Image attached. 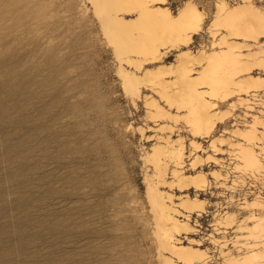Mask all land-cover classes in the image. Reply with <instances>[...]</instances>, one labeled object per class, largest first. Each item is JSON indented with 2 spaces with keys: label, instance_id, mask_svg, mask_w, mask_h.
<instances>
[{
  "label": "rangeland",
  "instance_id": "1",
  "mask_svg": "<svg viewBox=\"0 0 264 264\" xmlns=\"http://www.w3.org/2000/svg\"><path fill=\"white\" fill-rule=\"evenodd\" d=\"M140 2L0 0V264H165L148 189L154 162L167 154L159 136L177 141L186 176L206 178L200 190L160 188L175 201L186 194L203 203L189 215L178 209L191 232L175 238L205 254L195 264H238L233 259L245 253L264 264V232L250 236L264 222V34L253 42L228 37L259 59L212 69L241 87L212 101L215 125L198 135L185 112L190 100L174 80L165 97L143 89L141 74L124 82L122 73L132 77L133 68L122 59L148 41L165 43L160 70L183 50L170 47L171 26L137 16ZM245 2L264 15V0H166L160 7L175 16L192 5L203 14L188 48L194 55L217 50L225 35L216 6ZM254 125L259 140L250 143ZM240 145L263 170L244 166ZM167 169L169 178L174 167Z\"/></svg>",
  "mask_w": 264,
  "mask_h": 264
},
{
  "label": "bare ground",
  "instance_id": "2",
  "mask_svg": "<svg viewBox=\"0 0 264 264\" xmlns=\"http://www.w3.org/2000/svg\"><path fill=\"white\" fill-rule=\"evenodd\" d=\"M165 1L166 0H146V2L144 3L140 2L141 9L140 13H137V16L141 17L142 14L147 13L148 15H152L153 20L159 25L171 26L173 30L169 35V40H171L170 47L175 49L183 48L181 54L176 57L177 61L175 64L171 63L173 64L172 66L169 64L170 68L168 70L164 71L162 69H157L156 65L158 64L159 68L162 67L166 64L165 59L168 58L166 52H164L165 43L158 42L157 40L148 41L147 43L143 44L142 49L137 50L133 54L128 55L122 59V61H124L129 66H132L133 68V71H131L133 76L131 77L128 74L122 73V75L125 76L123 79L124 82L130 79L136 82L138 80L137 78H135L136 75L141 74L144 76L143 89L153 92L154 94H160L163 97H165L167 93V91L165 93V88L169 87L170 85L167 82L168 79L170 78L171 80H174L175 85L179 84V87H181L187 100H190V108L185 106L184 107L189 108L185 112H188V114L193 118L192 124L194 126L192 125L191 127L195 129L198 135L208 134L215 125V120L213 119V115L211 114L213 107L212 101L218 100L221 97L226 98V96H228V94L231 92V86H236L237 88L241 87V83L235 85L233 80H226L225 78L214 76L212 74V69L223 62L229 63L231 67H239L244 63H253L259 59V53L250 54L248 56L246 53V56L244 53L242 54V51H244H241L242 47L233 45L228 37L242 36L244 42H249L250 40H252V42L253 40L257 41L258 36L261 34L263 36L264 34V15L256 10L248 2L240 4L233 8H228L225 4L216 6L215 22L224 28L223 30L225 32V35H223L216 43V47H218L217 50L212 49V52L210 54H207L206 52L204 53L203 50L193 55L188 48L192 42V39L194 38L193 36L197 35L199 29H201L203 23V14L199 12L196 7L192 5H186L180 10L177 15L173 16L167 9H163L160 7L164 5ZM154 5H159L158 8H161L162 10H153V8H150ZM132 10V8L131 11L127 8L126 10L124 9V11L126 12H132ZM136 10H138L137 7ZM114 18L116 19V17ZM158 24L155 23V25ZM161 64L162 66H160ZM197 67H201V70L198 75H195L194 73H196L195 70ZM132 83L134 84V82ZM253 83L255 84L254 81ZM129 86L131 85L129 84ZM242 86L244 87L245 85ZM133 87L135 93H139L142 90L138 86ZM154 104L156 108H159L158 103L155 102ZM191 120L192 119H190L189 121V125ZM258 124L259 123H257V125ZM256 131L257 129L255 125L251 126L249 131L250 134H247L249 135V138H247L248 142L252 143L253 141L258 139ZM174 142H172L169 137L159 136L157 138V144L159 145V147L160 145L165 146V148L167 149V154L165 158L163 157L162 161L158 159L154 162V174L152 180L149 183L148 189H150L153 194V207L157 211V217H159L161 230L159 243L161 250H163L162 252L165 253L162 259L163 263L195 264L201 262L204 259V251L194 245L192 242H188L187 245H183L181 242H178L175 237L182 234H189L191 232V226L189 225L187 220L179 219L182 217L180 216L181 213L179 212V210L189 215L198 211H202L204 208L203 203L196 200L195 198H190L186 194L180 197L179 200L175 201L174 197L171 194H168L167 192H161L162 190L160 188L167 185L169 187L176 185L180 189H183L193 184L197 190H200L204 187L206 178H204L205 176H200V174L199 176L195 177L194 175L193 177L185 175V173L183 172L184 155L180 150L181 147L178 148V143L176 144ZM239 147L240 148L237 150L238 157L242 161L244 166L253 167L256 169H261L263 167L260 164L261 161L260 163L258 162L256 158L257 156H255V152H253V150L243 148L241 145ZM183 148L184 147L182 144V149ZM154 152H157L156 149H154ZM163 154L165 155V153ZM170 165L173 166L174 169H171V177L167 178V168ZM179 188L177 190H179ZM230 218H232V216ZM227 220V225L231 224V219L229 220L228 218ZM239 228H241L242 230L244 228L248 229L249 227L244 226L243 228V226L240 225ZM253 229V231L258 232H254L258 235H254V233H252L250 234V236H256V239L261 238V235H259V233L264 232V222H262L261 220H259L258 222L257 220V223L254 225ZM248 231H250V229L247 230V232ZM252 239L255 238L252 237ZM245 255L241 259H236V257L235 259H233L235 261H232L238 264H250L253 260L252 264L255 263L256 258L254 257H257L255 253H252L251 255ZM259 257L257 259H259Z\"/></svg>",
  "mask_w": 264,
  "mask_h": 264
}]
</instances>
